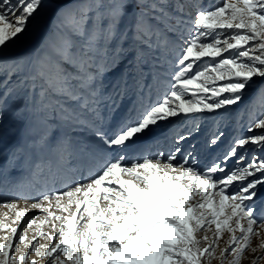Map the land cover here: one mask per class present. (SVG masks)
Returning <instances> with one entry per match:
<instances>
[{
    "label": "snow or ice",
    "instance_id": "obj_1",
    "mask_svg": "<svg viewBox=\"0 0 264 264\" xmlns=\"http://www.w3.org/2000/svg\"><path fill=\"white\" fill-rule=\"evenodd\" d=\"M257 98L264 0H0V264H260Z\"/></svg>",
    "mask_w": 264,
    "mask_h": 264
},
{
    "label": "rangeland",
    "instance_id": "obj_2",
    "mask_svg": "<svg viewBox=\"0 0 264 264\" xmlns=\"http://www.w3.org/2000/svg\"><path fill=\"white\" fill-rule=\"evenodd\" d=\"M219 0H203V3L204 4H216L218 3ZM42 39V37H38L37 40L33 41V44L30 45L28 48H24V49H19L18 51L20 52H27L28 50L30 51L31 48L35 45V46H38L39 44V40ZM144 73H145V76L147 77V85L148 86H152V91H151V96L153 99H155V81L153 80V77L151 74H149V67L146 66L144 68ZM148 86H145L144 89H143V94H144V97L145 99H147V97L149 96V87ZM255 94V89H253L252 93H250L248 96L245 97V100H244V104H248L250 101H252L253 99V96ZM140 99V96L139 94H134L132 92L129 93V96L123 101V104L121 106V109H120V112L117 113V119L119 118L120 115H122L124 113V110L129 108L134 102L136 101H139ZM264 103V99H261V98H257L256 101H255V106L257 108V111H259V105ZM242 119L244 121L247 120V114H245ZM10 129H17V131H15L14 133H11L10 134V138L9 140L7 141V148H11L14 144H18L21 142V134H20V131L19 129H21L23 127V122L22 121H18L16 120L15 118L13 117H9L5 120L4 122ZM211 127V125L205 121L203 123V127L201 129V132L198 134L199 138L200 139H203L205 137V135L208 133V130L209 128ZM226 132H228L229 134H231V128H228V129H224ZM0 151H3V149H0ZM7 163L6 159L4 157H0V169H2L5 164ZM72 164H75L76 162L75 161H72L71 162ZM21 164H22V160H17L15 162V167H11V171L9 172L10 174L12 173H26V169L27 168H30L31 166H27V167H21ZM24 176V177H23ZM22 178H25L23 179L22 181L25 183V186L21 189L18 190L17 193H9L8 196L12 199H18V197L22 194L23 196L27 197L29 195V193H32L34 194V189L32 187H29L28 186V181H32L35 186L38 188L42 185V182L44 181V179L46 178V171L44 174H41L40 176H38L35 180H33L32 176H25V175H22ZM4 195V193L0 192V197H2ZM18 207H22V206H25L24 205V201L23 199H18ZM31 201H29L30 203ZM4 208V209H3ZM7 209V208H6ZM5 209V207H0V214L4 213V212H7V210ZM48 228L47 226H45V231H47ZM27 235L29 237H31L33 235L32 231L30 230ZM227 239V236H224L222 238V240L220 241V247H223L224 244H223V241ZM47 241H45L43 238H40V243L41 244H44L46 243ZM253 243H256V241L254 240ZM219 252V248H217V253ZM246 255H250L248 253H246ZM33 259H36V257H32ZM211 264H219V261L217 260H212ZM242 264H249V260H242ZM260 264H264V261H260Z\"/></svg>",
    "mask_w": 264,
    "mask_h": 264
},
{
    "label": "bare ground",
    "instance_id": "obj_3",
    "mask_svg": "<svg viewBox=\"0 0 264 264\" xmlns=\"http://www.w3.org/2000/svg\"><path fill=\"white\" fill-rule=\"evenodd\" d=\"M19 173H12V174H10L9 173V176H10V178H12L13 180H15L18 176H20V175H18ZM25 175L26 176H28V175H30V168H27L26 169V173H25ZM31 176V175H30ZM19 201V200H18ZM23 207V206H22ZM4 209V208H3ZM6 209V208H5ZM7 210V209H6ZM8 211V210H7Z\"/></svg>",
    "mask_w": 264,
    "mask_h": 264
}]
</instances>
